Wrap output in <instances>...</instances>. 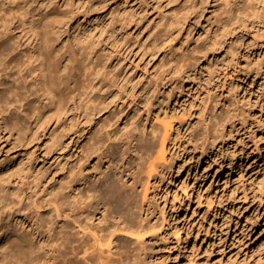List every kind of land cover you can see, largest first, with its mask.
I'll list each match as a JSON object with an SVG mask.
<instances>
[{"label":"rangeland","instance_id":"rangeland-1","mask_svg":"<svg viewBox=\"0 0 264 264\" xmlns=\"http://www.w3.org/2000/svg\"><path fill=\"white\" fill-rule=\"evenodd\" d=\"M45 1L0 0V44L7 41L20 56L28 55L34 35L50 50L49 64L60 61L55 73L43 72L46 86L38 92L46 103L44 120L50 119L44 135L30 144L15 143L13 131L0 135V181L22 169L28 157L43 176L41 190L51 191L72 173V136L67 138L73 95L65 104L59 95L72 92L73 83L66 88L62 76L72 48L79 49L76 39L91 34L102 45L97 54L103 73H122L130 81L126 91L144 93L135 105L130 96L114 99L117 109L129 119L136 110L145 119L149 110L147 131L171 128L160 167L137 188L143 201L138 216L154 224L145 239L147 264H264V0H68L67 7L51 0L50 7L55 3L71 13L46 17L31 33L30 21L50 13ZM163 15L184 24L164 32ZM126 18L123 29L116 26ZM155 41L162 44L157 52ZM175 62L184 68L180 77L171 69ZM54 129L67 140L60 149L53 146ZM212 135L219 136L213 148ZM141 176L146 179L145 172ZM17 177L10 178L7 196ZM40 238L8 253L3 236L0 264H72L69 249L53 252Z\"/></svg>","mask_w":264,"mask_h":264},{"label":"bare ground","instance_id":"bare-ground-1","mask_svg":"<svg viewBox=\"0 0 264 264\" xmlns=\"http://www.w3.org/2000/svg\"><path fill=\"white\" fill-rule=\"evenodd\" d=\"M67 1L63 0L64 7H67ZM250 1L247 0L252 3ZM45 2L47 5L43 9L49 8L50 13L46 16V12H40L37 19L30 21L31 33H35L34 24H40L46 17L71 13V10H60L61 6L55 3L50 7L51 0ZM84 15L85 12L82 16ZM173 15L171 17L176 16ZM162 19L164 32L175 24V27L184 24L183 21L176 18L171 20L164 15ZM125 23H129L127 18L116 26L123 29ZM115 30L116 28L110 30L109 36L112 39L117 37ZM162 35L165 37L163 32ZM163 37L160 36L159 40ZM75 42L79 49L72 48L68 60L70 66L67 64L64 69L68 72L62 76L66 88L73 83L72 92H61L59 95V102L62 104L73 95L72 134L67 138L71 140L72 136V173L67 178L65 176L51 191L41 190L39 188L42 186L43 176L36 170L32 158L28 157L22 169L16 174L14 171L10 172L0 181V239L4 236L2 247L5 252L10 253L17 248L27 247L37 236L41 237L42 243L49 244L53 252L69 249L72 264H147L145 239L153 230L154 224L138 216V212H142L143 201L139 200L137 188L160 167L158 161L164 158L171 128H166L162 133L151 126L147 131L144 122L149 118V110H146V115L143 113L145 119L138 114L139 110H136V116L129 119V114H124V109H117L119 103L115 105L114 99L120 102L130 96L131 103L135 105L137 97L142 100L144 93L140 92L137 96L134 87L129 92L126 91V85L130 81L122 73H113L112 76H109L111 72L103 73L104 63L97 54L102 45L100 41L93 39V35L86 34ZM160 44L155 41V51L160 48ZM16 48L7 41L0 44V135L13 131L15 143L30 144L49 128L50 119L44 120L43 112L46 103H43L38 92H42L46 86L43 72L48 75L55 73L60 61L57 59L49 64L50 50L34 35L28 41V55L20 56ZM232 51L231 53H235ZM193 52H190L191 55ZM198 53L200 56L207 55L204 51ZM41 55L44 56V63L40 59ZM177 63H173L171 69L179 75L184 68ZM167 94L169 96L171 92ZM47 99L52 100L49 97ZM149 103L150 98L146 101L147 105ZM122 106L126 107L124 102ZM61 111H64L63 108L57 112V118ZM104 115L106 117L103 118ZM121 119L126 122L120 123ZM212 119L215 120V117ZM206 121L203 120L205 126ZM53 123L57 125L59 122ZM211 133L214 134L215 131ZM50 136L54 139L53 146L59 149L65 146L67 140L63 141L64 136L58 135L56 129ZM218 138L219 136L212 135L211 148ZM144 172L146 179L141 176ZM14 175L18 176L15 179L16 186L11 187L13 193L7 196L10 185H14L10 182ZM21 180L25 181L26 189L19 183ZM28 209L32 211L28 212ZM43 215L47 217L43 219ZM26 224L29 229L25 228Z\"/></svg>","mask_w":264,"mask_h":264}]
</instances>
